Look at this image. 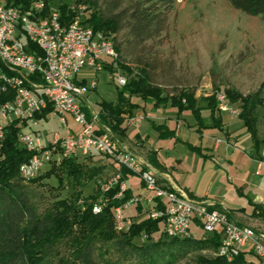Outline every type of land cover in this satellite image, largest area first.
I'll list each match as a JSON object with an SVG mask.
<instances>
[{
	"label": "rangeland",
	"instance_id": "rangeland-1",
	"mask_svg": "<svg viewBox=\"0 0 264 264\" xmlns=\"http://www.w3.org/2000/svg\"><path fill=\"white\" fill-rule=\"evenodd\" d=\"M0 1L6 3V0ZM40 1H44L46 7L51 10L61 12L66 9L69 18L81 15L83 21L91 25L90 18L94 13H107L115 8L116 2L124 6L130 0H86V2L81 4L79 3L80 0ZM66 19L69 20L68 18ZM126 33L127 30L124 29L117 35V40L122 46L127 44ZM107 38L112 41L111 35L107 36ZM33 48L36 49L35 47ZM109 57L104 56L102 58L103 66L100 70H84L79 75L87 78L85 83L90 84L93 80L96 81V86L91 88L86 95V98L90 99V103L88 102L90 108H86L89 111V115L91 114L92 116L93 113H97L98 118L100 117V102L102 100L116 101L118 99V91L130 82L136 74V72L131 74L121 67L116 62L118 56L116 58L111 57L112 59ZM138 57L147 60L152 65V78L155 83L164 87L163 95L166 99L167 97L179 96V89L188 86L196 90V98L201 105H204L203 107L207 103L209 105V103L218 101V109L219 101L227 102L232 112L225 110L223 115L229 122L232 120L239 121V118L234 116H239L242 110V103H252V114L256 119L258 137L260 141H263L261 147L264 149V14H249L238 9L234 5V0H174L173 10L170 13L166 30L159 38L148 41L142 54ZM138 57L134 54L122 58L125 59V64L133 67L137 66ZM119 77L126 79L124 85L119 83ZM125 99L127 102L137 106L132 109V117L139 116L137 112L144 110L146 107L141 114L143 119L150 115L152 118L146 117L144 120L142 119V122L131 127H129L131 125L129 119L126 120L124 123L126 127L124 138L127 137V129L129 127L128 134L130 139L136 140L139 135L148 141L149 147L160 149L161 158L169 167H175L176 172L173 174L181 184L188 186L197 184V189L201 193L214 196L231 205H243L249 211L253 210L252 199H254L256 193H261L264 190V174L262 177H258L254 174L255 170H251L250 178H259L261 184L260 187L251 186L247 188L245 194H241L234 183L228 180L227 175L219 171V166L216 174L210 176L204 173L199 179V173L210 165V163L205 162L204 156H202L203 151L192 148L193 146L190 143L180 144L171 141L168 139L170 138L169 135L162 136L161 129L163 127L161 124L164 122L163 119L167 120V124L175 126L176 119L179 116L178 109L176 108V110L175 107L170 105V100L168 99L166 102H158L157 100L145 101L140 95H131L129 93L125 94ZM218 111L224 110L219 108ZM233 111L238 113H233ZM209 112L207 111L206 115ZM67 119L68 127H65L57 115L48 113L46 116L41 117L40 131L44 144L50 142H46L45 138L51 140L55 133L63 136L68 128L75 130L79 128V125L70 115H67ZM16 122L20 126V135L21 124L18 121ZM99 123H101L100 118ZM104 126L111 130L109 126L105 124ZM111 132L123 142L124 138H120L112 130ZM19 135V145L23 146ZM183 139L184 141L189 139L192 142H198L200 136L197 132L191 133L188 127L185 126L183 127ZM130 147L127 148L131 150L132 147ZM73 157H77L87 169L92 167L103 168L102 164L106 163V165L103 168V172L93 180L84 178L79 182H75L62 173L64 177L62 185H60L59 179L54 175L50 178L46 177L37 183H32L33 179L28 181L21 177L22 190L29 196L38 212L49 207L56 200L69 198L74 193L81 192L82 197L97 193V191H100L99 181H106L119 173L117 171L118 168L115 166L117 164L116 161L109 156L99 153H80L78 156ZM61 159L55 156L50 163L44 166L39 175L48 171L53 165V161L59 164ZM117 165L119 166V164ZM230 173L235 176L237 172L232 169ZM137 176L134 181L138 183L139 176ZM122 180L125 181L123 175ZM141 184L143 188L144 183L142 181ZM101 198L102 195H99L97 200H94L93 206L99 203ZM132 208L134 209V207ZM132 208L125 211V215L131 222L148 218L147 204H145L144 212L140 215L137 213L132 214ZM253 216L258 217L255 214ZM129 226L119 230L117 222H115V229L119 232L127 230ZM194 232L196 234L203 233L197 234L196 238L203 239L207 236L204 234L206 232L203 229L197 231L194 228ZM164 235L161 223L159 232L154 234L152 240L147 239L145 235L133 239V245L139 248L142 247L140 250L122 246L116 240L103 243L98 248L99 254L102 255L101 264H199L198 257L201 254L215 255L213 251L197 248L184 249L164 246L153 250L152 244L156 243ZM145 247L151 249L147 254L143 251ZM44 264H47V261Z\"/></svg>",
	"mask_w": 264,
	"mask_h": 264
},
{
	"label": "built area",
	"instance_id": "built-area-1",
	"mask_svg": "<svg viewBox=\"0 0 264 264\" xmlns=\"http://www.w3.org/2000/svg\"><path fill=\"white\" fill-rule=\"evenodd\" d=\"M95 35H102V44H95ZM111 45L112 41L85 23L81 15L63 20L61 12L47 9L44 1H32L26 8L0 1V95L14 94L13 98L0 102V146L8 119H15L24 130L21 144L31 153L21 164L20 172L33 179L55 156L69 158L80 153L109 156L144 183L142 193L115 208L119 230L132 223L125 211L144 203L148 206L147 217L159 219L168 237L196 236L194 227L203 229L208 236L220 232L221 244L215 255L234 262L246 252L248 261L235 264H264V231L231 220L207 200H193L181 190L162 186L145 160L99 123L97 113L92 116L87 113L86 107L90 105L86 95L96 81L85 83L87 78L79 75L84 70H100L104 56L116 58ZM125 82L124 77H119L121 85ZM48 108H52L50 114L59 116L65 127L70 115L79 128H68L63 136L55 133L44 144L38 114ZM219 108L231 111L225 101H219ZM142 119L135 116L129 118V123ZM27 123H34V131H27ZM99 182L102 193L119 184L116 198H122L127 190L120 173ZM107 201L102 196L94 211L100 212Z\"/></svg>",
	"mask_w": 264,
	"mask_h": 264
},
{
	"label": "trees",
	"instance_id": "trees-1",
	"mask_svg": "<svg viewBox=\"0 0 264 264\" xmlns=\"http://www.w3.org/2000/svg\"><path fill=\"white\" fill-rule=\"evenodd\" d=\"M31 1L33 0H6V4L26 8ZM84 2L86 0L79 1L80 4ZM234 5L249 14H264V0H234ZM173 6L174 0H130L124 6L116 2L115 8L111 11L94 13L90 18L91 26L95 30L112 36L118 56L116 62L131 74L136 72L135 77L118 91L116 101L100 102V124L109 126L120 138H124L126 134L124 123L133 116L132 109L137 107L126 101V93L140 95L145 101L166 102L169 99L170 104L178 108L179 112L185 109L192 110L203 124L200 108L196 106V90L188 86L183 87L179 89V96L166 99L163 95L164 87L155 83L152 78V65L138 57L148 41L159 38L166 30ZM61 14L63 20L73 19L67 16L66 9L62 10ZM124 29L127 30V44L122 46L117 40V35ZM134 54L138 57L137 66L131 67L125 64V59L122 57ZM13 96L14 94L10 92L2 94L0 101ZM252 106L250 102L242 103L238 117L244 122L254 146L259 149L263 141L258 137ZM208 107L213 114L218 107V101L209 103ZM51 109L48 108L38 114V117L46 116ZM87 113L89 114L88 110ZM6 128V136L0 146V264H44L46 261L47 264H101L102 255L98 252L101 244L116 240L122 246L140 250L142 247L133 245L134 238L145 235L147 239L152 240L154 234L159 232L161 221L150 218L133 221L125 231L119 232L115 229V208L124 204L133 195L128 189L122 198H116L120 190L119 184L108 192L97 191L87 197H82L81 192L74 193L69 198L56 200L49 207L38 212L29 196L22 190L23 177L20 166L30 158L31 153L19 145L20 126L17 122ZM23 131L21 130V133ZM193 148L200 151L199 147ZM102 172V167L87 169L77 157H69L62 158L59 164L53 161L48 171L31 182L37 183L54 175L62 185L64 181L62 173L67 178L79 182L84 178L93 180ZM99 195L107 198L108 201L97 213L93 211V205ZM134 208L140 215L145 210V204L139 203ZM221 239L220 232L207 235L203 239L196 236L172 238L164 235L152 244V249L157 250L167 246L204 249L215 253L219 251ZM149 250H151L149 247L143 248L146 254ZM247 261L246 252H242L234 262H228L224 257L217 255L201 254L198 257L199 264H235Z\"/></svg>",
	"mask_w": 264,
	"mask_h": 264
},
{
	"label": "crops",
	"instance_id": "crops-1",
	"mask_svg": "<svg viewBox=\"0 0 264 264\" xmlns=\"http://www.w3.org/2000/svg\"><path fill=\"white\" fill-rule=\"evenodd\" d=\"M87 100L90 103V99L88 98ZM196 106L199 108L201 107L200 116L203 124L200 123L199 118L192 112V110L185 109L179 112L175 126L167 124V120L163 119L164 122L161 124L163 127L161 129L162 136L169 135L170 138L168 139L171 141H175L176 143L180 144L185 142L190 143L191 146L199 147L200 151H203L202 156H204L205 162L210 163V165L199 173L198 178L202 177V174L204 173L206 175L209 174L210 176L216 174L217 167L219 166V171L222 174L227 175L228 180L234 183L236 189L240 191L241 194H245V190L251 186L260 187V179L256 177L254 179L250 178V172L254 169L255 175L258 177L263 176L264 149L262 147L257 149L254 146L251 135L247 131L244 122L238 116L234 117L239 118V123L235 120H232L231 122L227 121L223 115L225 111L220 112L218 111L219 108L216 109L212 114V111L208 108V103L205 107H203L204 105H201L197 100ZM144 110L138 111L137 115L142 116L141 114ZM207 111H210L208 115H206ZM147 118H152V116L150 115ZM140 122L131 124L129 127L139 124ZM185 126L188 127V130L191 133L197 132V134L200 136L198 142H192V140L189 139H186L185 141L184 139L182 140L183 127ZM71 129L75 130L73 128ZM128 129L126 137L127 139H123L124 145L126 147L131 146V150H133L145 160L147 168H150L154 171L158 182L162 186L181 190L193 200H207L212 204L213 208L227 213L231 220L239 224L252 226L257 230L264 231V190L261 191V193H256L254 199H252V204L254 205L252 211H249L248 208L243 205H231L219 200L214 196L201 193V191H198L197 189V184H194L193 186L181 184L173 174L176 172L175 167H169L161 158L160 149L149 147L148 141L139 135L137 136L136 140L130 139ZM45 141L49 142L50 139L45 138ZM102 165L104 168L106 163ZM115 166L118 168L117 171L123 175V178L132 194L143 192L140 178L139 182L137 183L134 181L136 175L126 172V170L117 164H115ZM232 169L237 172L235 176L230 173ZM136 212H138V210L132 208L131 213L134 214ZM253 214L258 217H254ZM196 229L198 231L200 228L197 227ZM197 234L203 233L201 232Z\"/></svg>",
	"mask_w": 264,
	"mask_h": 264
},
{
	"label": "bare ground",
	"instance_id": "bare-ground-1",
	"mask_svg": "<svg viewBox=\"0 0 264 264\" xmlns=\"http://www.w3.org/2000/svg\"><path fill=\"white\" fill-rule=\"evenodd\" d=\"M95 44H102V35H95ZM111 53L113 56L117 57V54L114 50L113 45H111ZM110 59H112L111 57H109ZM16 122L15 119H8V125L12 124ZM27 131H34V123H27ZM24 139V131L20 134V140L23 141ZM23 178H25V180H32L33 178L29 177L28 175H22ZM178 238H185V237H178Z\"/></svg>",
	"mask_w": 264,
	"mask_h": 264
}]
</instances>
